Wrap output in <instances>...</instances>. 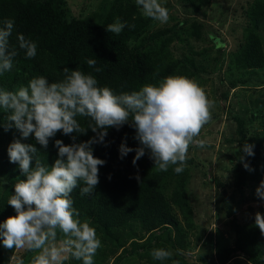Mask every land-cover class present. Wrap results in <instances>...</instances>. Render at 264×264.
<instances>
[{
  "label": "rangeland",
  "instance_id": "374dc122",
  "mask_svg": "<svg viewBox=\"0 0 264 264\" xmlns=\"http://www.w3.org/2000/svg\"><path fill=\"white\" fill-rule=\"evenodd\" d=\"M51 1L67 22L101 20L114 3ZM129 1L134 4L130 9L132 20L141 11L135 0ZM252 1L209 0L202 13L193 15L176 0H163L170 11L166 24L149 20L132 33L125 30L131 52L148 53L157 62L160 76L170 72L197 79L215 107L212 120L198 137L206 141V146L189 147L188 167L183 173L175 174L174 166L167 172L155 169L148 152L138 160L142 185L160 193L167 205L165 224L154 227L151 218L139 214L140 207L135 216L116 223L94 204L99 200L95 194L81 196L79 188L73 191L74 207L82 220L90 218L102 241L94 264H255L254 259L264 264V252L252 247L262 235L255 226V214H264V200L256 196V189L264 181V65L255 67L260 63L259 50L264 59V21L255 24L262 16L264 0ZM204 11L205 18L201 15ZM196 21H202L205 27L200 30ZM125 127L129 147H139L135 129L127 124ZM245 142L255 145L254 157H246L254 171L245 170L239 161ZM7 149L0 150V201L6 199V203L14 194V185L26 179L19 165L10 162ZM135 155L131 152L127 156L134 159ZM161 247L173 252L171 259L161 262L152 258L151 251ZM188 252L191 255H186ZM13 254L25 264L34 255L27 249L9 251L0 240L1 263L10 264ZM64 264L82 261L69 257Z\"/></svg>",
  "mask_w": 264,
  "mask_h": 264
},
{
  "label": "clouds",
  "instance_id": "9594fccd",
  "mask_svg": "<svg viewBox=\"0 0 264 264\" xmlns=\"http://www.w3.org/2000/svg\"><path fill=\"white\" fill-rule=\"evenodd\" d=\"M135 3L143 16L161 24L169 21L170 11L163 0H135ZM126 26L117 18L107 25L106 31L118 35ZM14 27V19L0 22V75L13 69L19 55L10 43ZM17 40L26 59L36 57V42L24 34H18ZM86 63L96 73L103 71L96 67L97 59H88ZM63 72L64 78L58 82L50 83L46 76L38 75L15 91L0 88V109L7 113V123L2 126L5 131L14 127L21 134L7 149L9 160L19 165L26 178L14 185V194L7 201L16 215L0 223V240L9 251H32L29 264H64L69 257L82 264H94L102 241L90 218L81 219L72 193L77 188L81 196H91L96 191L99 168L106 161L94 156L93 145L105 143L108 129L120 130L126 124L135 129L140 146L128 147L125 137L119 147L121 159L135 152L133 165H136L148 152L155 169L167 172L174 166V173L181 174L188 167L189 147L206 146V141L198 137L212 120L215 107V101L198 80L184 75H169L156 83H146L139 90L117 94L108 86H100L95 75L78 67L75 70L65 67ZM77 117H87L93 122L89 129L96 135L86 142L77 143V135H73L87 132ZM61 132L73 142L65 145L62 140H55L58 158L51 166L40 159L35 145L22 142L34 134L36 143L47 149L50 139ZM254 147L245 142L240 149L243 154L239 161L248 171H254L246 161V157H254ZM136 179L139 181L140 177L137 175ZM256 196L264 200V181L256 189ZM255 226L264 235V214H255ZM151 256L163 262L171 259L173 252L155 248ZM10 264L25 261L13 254Z\"/></svg>",
  "mask_w": 264,
  "mask_h": 264
},
{
  "label": "trees",
  "instance_id": "16d2710c",
  "mask_svg": "<svg viewBox=\"0 0 264 264\" xmlns=\"http://www.w3.org/2000/svg\"><path fill=\"white\" fill-rule=\"evenodd\" d=\"M45 1L43 4H36L32 1L0 0V22L9 18L15 20L10 43L19 52L14 60L13 69L0 75V88L15 91L21 85L26 86L28 81L38 75L46 76L50 83L58 82L64 78L65 67L70 70L78 67L85 73L95 75L100 86H108L120 94L139 90L144 84L156 83L171 74L167 72L166 75L160 76L157 62L151 59L148 53H133L127 46L129 36L125 34L126 32H134L142 22L147 23L150 20L154 23L140 13L131 20L130 9H134V4L129 0H114L101 20L93 21L85 18L69 22L53 6L51 0ZM208 1L176 0L185 11L190 8V13L193 15L202 13L203 8L209 4ZM254 1L261 3L260 0H253L252 3ZM261 13L262 16L257 19L256 25L264 21V5L261 7ZM201 15L205 18L206 11ZM117 18L127 26L118 35L108 33L107 25L114 23L113 20ZM171 20L176 19L171 17ZM196 22L200 30L205 27L202 21ZM18 34H24L26 38L37 43L35 58H25L24 51L18 46ZM259 52L260 63L255 64V67L264 65L261 50ZM88 59H97L96 67L102 68L103 71L96 73L93 68H89L86 63ZM6 116L7 113L0 109V146L2 145L0 150L3 151L9 147L3 148L4 145H10L21 135L14 127L8 131L4 130L2 125L7 123ZM77 119L87 132L84 135L73 134L77 135L76 142H86L93 138L96 134L89 129V125L93 123L91 119L87 117H77ZM125 137L129 147L130 138L125 125L120 130L110 128L105 143L93 145L94 156L106 161V164L99 168L100 183L94 192L99 200L94 204L108 220L116 223L135 216L140 207L139 214L151 218L154 227L161 226L167 221V205L160 193L142 185L139 162L133 165L132 158L128 156L120 158L119 147L125 141ZM57 139L62 140L65 145L73 142L70 136H65L62 132L50 139L47 149L36 143L34 134L22 142L35 145L40 151L38 153L40 159L51 166L58 158V149L55 147ZM34 165L33 161V167ZM137 175L140 177L139 181L136 179ZM5 201L6 199L0 201L2 207L0 223L9 216L16 215L14 209L9 208ZM252 247L264 252V235H261L257 244ZM253 262L258 264L256 259Z\"/></svg>",
  "mask_w": 264,
  "mask_h": 264
},
{
  "label": "crops",
  "instance_id": "0c3cea01",
  "mask_svg": "<svg viewBox=\"0 0 264 264\" xmlns=\"http://www.w3.org/2000/svg\"><path fill=\"white\" fill-rule=\"evenodd\" d=\"M264 25V24H263Z\"/></svg>",
  "mask_w": 264,
  "mask_h": 264
},
{
  "label": "water",
  "instance_id": "95a60500",
  "mask_svg": "<svg viewBox=\"0 0 264 264\" xmlns=\"http://www.w3.org/2000/svg\"><path fill=\"white\" fill-rule=\"evenodd\" d=\"M1 264V263H0Z\"/></svg>",
  "mask_w": 264,
  "mask_h": 264
}]
</instances>
